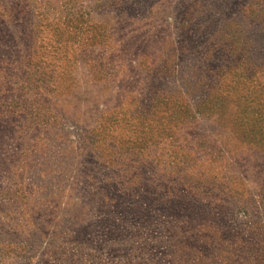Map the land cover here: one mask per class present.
<instances>
[{
	"label": "rangeland",
	"instance_id": "1",
	"mask_svg": "<svg viewBox=\"0 0 264 264\" xmlns=\"http://www.w3.org/2000/svg\"><path fill=\"white\" fill-rule=\"evenodd\" d=\"M0 264H264V0H0Z\"/></svg>",
	"mask_w": 264,
	"mask_h": 264
}]
</instances>
